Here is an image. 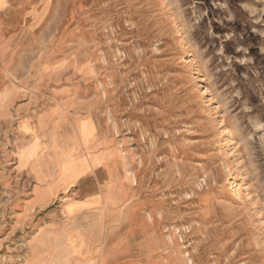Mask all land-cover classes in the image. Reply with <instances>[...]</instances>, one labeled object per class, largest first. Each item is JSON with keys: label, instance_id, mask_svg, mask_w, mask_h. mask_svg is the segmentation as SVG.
<instances>
[{"label": "rangeland", "instance_id": "rangeland-1", "mask_svg": "<svg viewBox=\"0 0 264 264\" xmlns=\"http://www.w3.org/2000/svg\"><path fill=\"white\" fill-rule=\"evenodd\" d=\"M72 234L264 264V0H0V264Z\"/></svg>", "mask_w": 264, "mask_h": 264}, {"label": "crops", "instance_id": "crops-1", "mask_svg": "<svg viewBox=\"0 0 264 264\" xmlns=\"http://www.w3.org/2000/svg\"><path fill=\"white\" fill-rule=\"evenodd\" d=\"M71 203L77 204V201H71ZM84 206L83 204L77 205L73 213ZM56 239L57 241L38 246L33 252V258L29 264H87V261L80 257L79 247L81 244L78 235L58 236Z\"/></svg>", "mask_w": 264, "mask_h": 264}, {"label": "bare ground", "instance_id": "bare-ground-1", "mask_svg": "<svg viewBox=\"0 0 264 264\" xmlns=\"http://www.w3.org/2000/svg\"><path fill=\"white\" fill-rule=\"evenodd\" d=\"M70 184H72V183H70ZM68 190V189H67ZM77 205V204H76ZM69 207V206H68ZM69 212V211H68Z\"/></svg>", "mask_w": 264, "mask_h": 264}]
</instances>
